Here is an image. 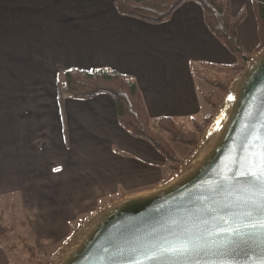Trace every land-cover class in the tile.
I'll return each instance as SVG.
<instances>
[{
  "label": "crops",
  "instance_id": "0c3cea01",
  "mask_svg": "<svg viewBox=\"0 0 264 264\" xmlns=\"http://www.w3.org/2000/svg\"><path fill=\"white\" fill-rule=\"evenodd\" d=\"M229 1L233 16L246 11L238 33L254 57L253 3L264 0ZM236 61L195 2L155 25L120 14L114 0H0V200L17 198L38 255H55L79 221L171 176L150 143L121 127L111 96L59 98L66 70L131 76L151 118L184 119L207 110L192 64ZM4 241L0 264H13Z\"/></svg>",
  "mask_w": 264,
  "mask_h": 264
},
{
  "label": "water",
  "instance_id": "95a60500",
  "mask_svg": "<svg viewBox=\"0 0 264 264\" xmlns=\"http://www.w3.org/2000/svg\"><path fill=\"white\" fill-rule=\"evenodd\" d=\"M249 137L264 144V47L235 77L180 170L96 212L49 264H264V217L247 216L264 199L258 182L242 175L259 168L243 146ZM180 247L191 251H166Z\"/></svg>",
  "mask_w": 264,
  "mask_h": 264
},
{
  "label": "trees",
  "instance_id": "16d2710c",
  "mask_svg": "<svg viewBox=\"0 0 264 264\" xmlns=\"http://www.w3.org/2000/svg\"><path fill=\"white\" fill-rule=\"evenodd\" d=\"M187 2H195L201 6L210 32L237 58L230 65L208 62L192 64L193 76L206 86L205 91L199 92L200 98L208 107L206 114L184 119H153L147 111L143 93L135 79L110 69H70L58 80L61 100H87L100 94L111 96L116 103L121 127L135 138L150 143L166 159L170 178L180 170L186 160L178 155L174 145H184L189 154L196 150L231 83L251 60V56L242 48L238 33L239 26L246 18V11L233 16L229 0H114L120 14L155 25L169 21L174 12ZM253 10L259 38V44L255 48L257 53L264 47V3L254 2ZM15 230L14 226L0 222V237L6 238ZM20 241L30 255V263L37 262V251L28 239L20 237Z\"/></svg>",
  "mask_w": 264,
  "mask_h": 264
},
{
  "label": "rangeland",
  "instance_id": "374dc122",
  "mask_svg": "<svg viewBox=\"0 0 264 264\" xmlns=\"http://www.w3.org/2000/svg\"><path fill=\"white\" fill-rule=\"evenodd\" d=\"M207 111H208V107L206 112ZM174 148L182 159L183 158L187 159L191 155L189 154V150H187L186 147L182 144L179 143L175 144ZM0 222L4 225L14 226L16 228L14 232L8 234L7 236V242L9 244L8 249L12 251L10 252L12 263L20 264L17 258L18 255L21 256V258H25V262H23L22 264H29L27 261V257H29L30 260V255H28L29 254L28 251L23 248V244L20 241V237H24V236L28 237V233H27L28 229L25 227L23 214L16 197H10L0 200ZM82 223H83L82 221H79L77 223V226L75 228L76 230L74 233H76L77 230L82 226ZM0 242L7 244L4 241L3 237H0ZM12 246L19 247V250L17 252L13 251ZM55 255L47 256L43 253L39 255L37 253V257H38L37 262L32 261L30 264H49L53 260Z\"/></svg>",
  "mask_w": 264,
  "mask_h": 264
},
{
  "label": "snow or ice",
  "instance_id": "6c2138e0",
  "mask_svg": "<svg viewBox=\"0 0 264 264\" xmlns=\"http://www.w3.org/2000/svg\"><path fill=\"white\" fill-rule=\"evenodd\" d=\"M229 100L232 99L231 96L228 98ZM219 124L220 121H217ZM249 140L251 141H245L244 147L247 148V151L251 154V159L249 161L250 164H255L257 160H259V168L257 171H252L249 169V171H246L242 173L244 176H251L255 181L259 184V191L261 194L262 199H264V144L260 143L259 138L256 140H251V137H249ZM259 145L260 151L258 154L255 153L254 146ZM227 179V178H225ZM253 212L259 214L261 217H264V203H260L256 206H254L252 211H249L247 213V216L249 219L253 217ZM227 223V221H225ZM247 227H255L254 224L246 225ZM261 226L264 227V219L261 220ZM225 231H231L233 235H239L238 230L235 229H226ZM166 251H171L177 255H187L191 250L187 247H180V248H172V249H166Z\"/></svg>",
  "mask_w": 264,
  "mask_h": 264
},
{
  "label": "built area",
  "instance_id": "2783aa9c",
  "mask_svg": "<svg viewBox=\"0 0 264 264\" xmlns=\"http://www.w3.org/2000/svg\"><path fill=\"white\" fill-rule=\"evenodd\" d=\"M42 257V256H41Z\"/></svg>",
  "mask_w": 264,
  "mask_h": 264
}]
</instances>
